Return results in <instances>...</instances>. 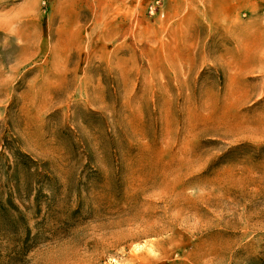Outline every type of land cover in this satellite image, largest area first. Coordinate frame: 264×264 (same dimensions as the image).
Segmentation results:
<instances>
[{"label": "rangeland", "instance_id": "obj_1", "mask_svg": "<svg viewBox=\"0 0 264 264\" xmlns=\"http://www.w3.org/2000/svg\"><path fill=\"white\" fill-rule=\"evenodd\" d=\"M0 264H264V0H0Z\"/></svg>", "mask_w": 264, "mask_h": 264}]
</instances>
